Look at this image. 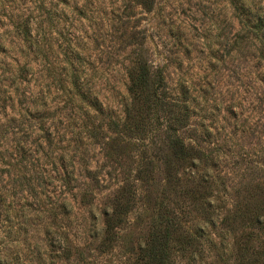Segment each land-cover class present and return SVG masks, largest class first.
<instances>
[{
    "label": "rangeland",
    "instance_id": "1",
    "mask_svg": "<svg viewBox=\"0 0 264 264\" xmlns=\"http://www.w3.org/2000/svg\"><path fill=\"white\" fill-rule=\"evenodd\" d=\"M260 17L264 0H0V264H144L158 212L190 233L204 226L191 194L166 190L160 162L149 181L139 173L150 142L165 139L160 116L147 149L113 124L125 117L141 54L188 108L179 136L203 152L183 185L205 174L222 212L199 252H175V263L236 264L248 235L250 247L264 245L263 231L221 220L264 187ZM129 186V214L107 250L104 213Z\"/></svg>",
    "mask_w": 264,
    "mask_h": 264
},
{
    "label": "trees",
    "instance_id": "2",
    "mask_svg": "<svg viewBox=\"0 0 264 264\" xmlns=\"http://www.w3.org/2000/svg\"><path fill=\"white\" fill-rule=\"evenodd\" d=\"M258 21L256 29L261 32V37L264 39V17L258 18ZM129 79L130 100L125 105L124 119L113 121L115 128H122L121 133H126L130 141L144 142L141 146L146 149L150 148L149 144L145 143L148 127L157 115L160 116L157 120L158 126H162L166 130L164 140L150 142L151 146H154V153L152 156L144 153L142 158L144 168L139 173L143 175V179L149 181L155 170V160L160 162L165 173L166 190L171 191L174 196L183 193L191 194L195 204L200 205L205 213L203 216L204 226H199L193 233H190L184 229L181 219L175 213L171 211L158 212L154 231L150 235L149 241L140 249V259L144 264H176L173 258L175 252L189 251L192 255L199 252V247L202 245L201 238H204L207 226L214 225L215 220L218 219V210L214 209V202L211 200L205 174L202 175L196 171L190 172L189 176L194 178L189 183L190 188L183 185L180 177L182 172L185 173L187 167L190 170L196 169V165L200 163L203 156L199 147L187 144L179 136L180 130L187 126L189 120L188 108L170 96L164 76L159 72L154 73L152 66L142 54L138 56L135 67L129 72ZM92 106L95 110H102L98 108L102 106L99 100ZM100 133L101 127L98 126L90 132L89 136L97 138ZM45 139L49 144L53 142L49 133ZM116 143L117 149H121L120 142ZM135 191L132 186L124 189L121 196L117 198L113 210H107L104 213L106 220L101 236L103 248L107 250L112 248L117 237L116 229L124 223V218L128 216L130 211L128 203ZM165 197H167L166 194ZM237 204L233 213L222 217V223L230 224L235 228L239 225L244 227L249 225L264 232V187L255 186L250 195L246 196L243 201L239 200ZM250 241L251 237L248 235L238 244L239 260L236 261V264H264V245L256 249L249 246ZM200 264H204L202 260H200Z\"/></svg>",
    "mask_w": 264,
    "mask_h": 264
}]
</instances>
